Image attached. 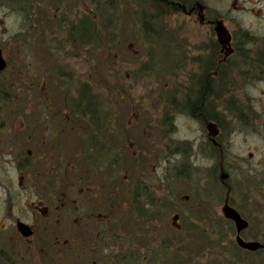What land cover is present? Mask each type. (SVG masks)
Instances as JSON below:
<instances>
[{"label": "rangeland", "instance_id": "obj_1", "mask_svg": "<svg viewBox=\"0 0 264 264\" xmlns=\"http://www.w3.org/2000/svg\"><path fill=\"white\" fill-rule=\"evenodd\" d=\"M197 1L208 17L221 19L230 37L228 44L218 40L226 47L222 61L227 74L216 101L218 120L226 130L223 155L216 162L211 155L216 149L208 143L207 135L205 145L204 138H196L198 117L184 112L200 65L211 55L215 34L168 2L0 0V49L9 66L0 72V85L8 91L40 89L38 82L32 87L24 85L22 75L31 72L37 79L43 75L42 64L51 71L61 60L60 73L69 74L65 65L69 64L75 77L74 98L88 88L113 132L125 127V195L112 196L113 185L105 187L106 178L101 175L89 178L92 190L82 193L90 198L87 204L104 200L110 207H92V231L79 240L104 229L103 237H122V248L131 250L132 257L134 246L144 248L148 243L155 248L152 264H264L261 257L235 255L233 229L220 208L225 185L237 187L253 214V224L264 226V174L257 175L264 172V59L260 56L264 51V0ZM59 67L45 78L41 76L45 89H59L63 79L57 77ZM198 149L202 154H197ZM240 165L244 171L233 175L231 169ZM246 169L254 176L251 182H258L253 195L244 188L242 176L250 175ZM221 172L228 177L221 180ZM110 174L114 176L108 177V182L123 178L117 169ZM10 177L16 186L15 173ZM4 180L0 176L1 188ZM134 181L143 184L130 189ZM97 185L103 189L97 190ZM3 196L0 193V201ZM11 196L19 207L33 199L18 192ZM66 197L64 207L72 195ZM123 200L125 208L121 207ZM142 202L154 203L151 217L145 215L148 206L138 205ZM3 207L0 202V227L4 225ZM98 213L108 215L109 225L99 222ZM173 214L179 215L178 230L171 227ZM79 218L82 223V216ZM67 220L68 216L62 225ZM70 238L58 237L60 241ZM9 239L0 237V245ZM169 240L172 245L168 249L160 248ZM104 245L112 249V242ZM61 246L62 263L86 264L85 242L73 248Z\"/></svg>", "mask_w": 264, "mask_h": 264}, {"label": "flooded vegetation", "instance_id": "obj_2", "mask_svg": "<svg viewBox=\"0 0 264 264\" xmlns=\"http://www.w3.org/2000/svg\"><path fill=\"white\" fill-rule=\"evenodd\" d=\"M160 1L168 2L171 6L180 9L191 20L198 19L201 25L209 26L216 38L211 48L212 50L215 48V51L210 54L214 56L212 60L220 65L222 53L226 47L218 41L215 32L217 23H222L221 19L208 17L205 7L201 6L197 0ZM0 53L4 62V68L0 70L2 72L9 66L7 59L3 58L1 49ZM55 63L51 71L45 70V65L42 64L40 67L43 69V75H38L37 79L34 78L35 75L31 76V72L26 76L22 75L21 81L25 83L24 85L32 87L33 83L38 82L37 85L42 89L19 88L8 91L0 85V176L5 178V183H1L2 188L0 186V193L4 195L0 201L4 205L2 213L4 225L0 227V237H10L7 244L0 245V264H46V260L49 264H65L62 263L65 256L61 244L66 248H73L77 247L79 242H85L87 245L86 253H83L86 264H152L155 248L148 243H144V248L141 244L137 246L138 249L134 246L132 257L131 250L122 248V237H103L104 229H102L103 234L95 231L93 237H84L87 239L79 240L81 235L92 231L90 225L93 218L92 207L104 204V200L101 203L96 201L91 205L87 204L90 198L82 193L84 189L89 193L92 190L93 185L89 178L101 175L106 178L105 187L110 183L113 185L112 196L117 194L119 198H123L125 195V188L122 187L126 173L125 127L115 134L110 121L106 118L102 119L97 105L95 108H89L88 103H96L97 100H93L92 91H88V88L84 92L78 90L79 95L74 98L76 91L73 89L72 82L75 77L71 73L70 65L65 64L70 72L67 74L60 73L61 60ZM58 67L57 77L65 80L61 79L57 90L45 89V82L40 79L41 76L45 78L46 73H54ZM23 73L26 72L23 71ZM28 76L32 77L31 80L27 79ZM197 125L196 138H204L205 141L200 142L205 145L207 135L208 143L216 149L215 153H211L216 162L223 155L222 138L226 130L219 121L213 119L206 121L198 118ZM197 154H202L199 149ZM7 161L10 165L6 164ZM242 166L233 167L232 174L244 171ZM9 167L10 171H8ZM112 169H117L118 173L123 175L122 180L112 178L108 182V177L114 176L110 174ZM245 171L250 175L242 176L244 188L249 189L253 195L255 188H252L258 182L253 184L250 179L254 177L252 172L248 169ZM12 172L16 175V186L10 177ZM220 174L221 180L228 177L225 172ZM263 174L264 172L257 173L258 176ZM137 184L143 183L134 181L130 189L136 188ZM99 186H96L97 190L101 187L103 189L102 185ZM223 191L224 199L220 208L233 229L235 255L247 254L264 260L263 224L262 226L253 224V214L251 215L246 206L242 190H238L237 187L231 189L230 186L225 185ZM17 192L32 196L33 199H28L23 207H19L16 205L17 201L11 196ZM67 193H70L72 197L69 199V204L64 207L67 203ZM257 199L261 197L258 195ZM79 202L80 205H78ZM153 204V202L138 203L142 208L149 207L146 209L149 212L145 214L147 217H151ZM104 205L109 210V202ZM129 205L134 204L129 203ZM140 206L137 207L140 209ZM121 207L125 208L124 200L121 201ZM227 208L235 212L245 225L239 228L235 219L229 217L230 210ZM67 216L68 220L62 225L63 219ZM79 216H82V223H79ZM97 219L102 225L107 223L109 225L108 215L98 213ZM178 219V214L172 215L171 227L174 230L179 229ZM8 220L9 223H7ZM255 225L259 228L256 229ZM68 229L69 234H67ZM58 237L71 238L60 241ZM91 238H96L98 242L94 243ZM148 238L146 242H149ZM105 241L112 242L111 250L105 249ZM244 243H255L256 246L247 248L243 246ZM171 245L169 240L160 245V248L168 249L167 247ZM139 247L142 249L140 253ZM123 250L126 252L123 253Z\"/></svg>", "mask_w": 264, "mask_h": 264}, {"label": "trees", "instance_id": "obj_3", "mask_svg": "<svg viewBox=\"0 0 264 264\" xmlns=\"http://www.w3.org/2000/svg\"><path fill=\"white\" fill-rule=\"evenodd\" d=\"M146 26L150 28V23L146 22ZM214 51L215 48L210 50L212 54ZM260 56L264 59V51ZM213 58L214 56L211 55L207 61L200 65L201 72L198 74V78L193 81V91L189 93V97L184 104L186 108L184 112L188 113L187 115L191 114L206 121L213 119L218 122L217 110L220 108L216 106V101L223 93L221 84L224 83L227 71L224 61L218 65L212 60ZM176 100L178 101V99ZM179 102L181 103V101ZM96 105L97 101L96 104L95 102L88 103L89 108H95Z\"/></svg>", "mask_w": 264, "mask_h": 264}, {"label": "water", "instance_id": "obj_4", "mask_svg": "<svg viewBox=\"0 0 264 264\" xmlns=\"http://www.w3.org/2000/svg\"><path fill=\"white\" fill-rule=\"evenodd\" d=\"M216 33H217V37L218 40L222 43H229V34L226 32L225 28L223 27V25L218 22L217 23V27H216ZM4 68V62L3 59L1 57V53H0V70ZM229 211V217L232 219H235L236 223L238 224L239 228H241L242 226L245 225V223L239 218V216L233 212L230 208H227ZM256 244L255 243H244L243 246L247 247V248H255Z\"/></svg>", "mask_w": 264, "mask_h": 264}]
</instances>
